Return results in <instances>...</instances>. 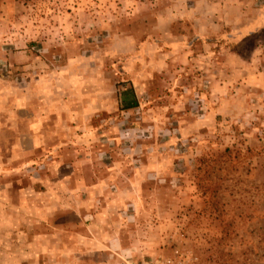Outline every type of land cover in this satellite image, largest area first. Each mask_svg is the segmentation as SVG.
Listing matches in <instances>:
<instances>
[{"label": "rangeland", "instance_id": "obj_1", "mask_svg": "<svg viewBox=\"0 0 264 264\" xmlns=\"http://www.w3.org/2000/svg\"><path fill=\"white\" fill-rule=\"evenodd\" d=\"M263 7L0 0V106L9 111L0 129V264H264V85L236 71V58L252 63L264 50V29L238 33ZM93 80L103 109L91 126L100 134L73 137L58 154L32 151L33 115L46 103L77 108ZM129 88L137 107L122 109ZM96 177L107 183L91 200L71 197ZM55 178L65 182L44 201L43 183ZM44 205L49 220L36 217L33 228L27 209ZM98 210L114 259L80 245L103 232L91 234L92 219L77 213Z\"/></svg>", "mask_w": 264, "mask_h": 264}, {"label": "crops", "instance_id": "obj_2", "mask_svg": "<svg viewBox=\"0 0 264 264\" xmlns=\"http://www.w3.org/2000/svg\"><path fill=\"white\" fill-rule=\"evenodd\" d=\"M264 7L260 9L258 16L256 18L251 19L245 28H242V32H238L240 34L241 39L246 37H251L256 34H258L260 31L264 29ZM244 22V21H243ZM239 55V54H238ZM254 60L252 63L250 62H242L241 60L236 58V68H238L236 71L238 73L242 70H247V74L243 73V79L247 81H254L255 83L258 82V84H261V86L264 85V50L263 48H256L254 52ZM243 64H242V63ZM231 68V63L225 59L222 63H220L219 69L221 70V77L219 79V82L226 86L229 81L228 74V68ZM163 69V68H161ZM223 74V76H222ZM247 75V77H246ZM245 76V77H244ZM99 82L98 81H92L89 84V87L92 89V93L90 96L87 97V99H82L80 101V105L76 108L71 103H65L63 106L65 108H61L59 105L54 104H44L42 109L38 110V115H33V119L29 120L28 125V135L32 139V151H37L42 148L46 151L50 146V153L52 154H58L60 149H64L65 147H70L69 144L75 145L76 143L73 142L72 138L76 137L79 138L80 141H82L84 138L89 137L90 135L94 134H100L99 128L92 127V121L95 120L96 117L99 116V113L103 109V105L100 101V98L97 94H95L93 91L97 90ZM4 106H0V129H4V125L6 128H8V124L5 123L8 116H4L9 111L1 112ZM11 120L13 123H18L19 118H17L15 115L19 114L20 109V103L19 100L16 104L13 103L11 105ZM35 113V112H34ZM7 115V114H6ZM4 116V117H3ZM38 120V121H37ZM12 131L14 130V127L12 125ZM18 132V131H16ZM98 136V135H97ZM62 138H65V141L62 140ZM64 164L66 167L74 168V163H67V162H60V164ZM59 165V164H58ZM74 165V166H73ZM94 167L93 162H91V167ZM68 180V177H67ZM51 182L45 181L43 183L44 186V192L42 193V197H44V201L50 202L52 199L51 197H56L59 193H53L52 186H60L64 184V180L62 178H55L53 180H50ZM107 183L106 180H102L100 177H96L94 182H91L92 187H87L89 184L85 181H81L80 184L83 186L82 191H84L82 194L77 195V193H72L71 197L76 200H91L92 198L91 191H98L103 188V186ZM71 184L70 182L68 183ZM79 184V185H80ZM80 188V187H79ZM78 189V186H77ZM52 192H51V191ZM98 199V198H97ZM48 206V204H47ZM53 210L47 209L46 205H44L43 209L35 210L33 209H27V215H28V224L31 225L33 228L36 227V217H42L44 221L48 222L49 217L51 215L50 212ZM38 214L36 215V213ZM60 216H64L68 212L60 211ZM65 213V214H64ZM103 210H98L95 214L91 213H81L78 212L77 215L81 218H91L92 221L90 225L87 226L88 231L92 234L93 232H96L99 229H102L101 232H103L102 235L94 236L92 234V239L88 236L83 237L81 240V246L83 249H91L90 251L93 252V255H97L100 259L106 258L108 259H114V256L109 253L111 249L115 245L114 236L110 231L105 230V225H99L101 216L103 215ZM99 221V222H98ZM13 225V224H12ZM11 225V226H12ZM107 226V225H106ZM106 232V233H105ZM105 233V235H104ZM95 241V242H93ZM79 246L72 245V248H69L71 250H76ZM68 248V247H67ZM110 263V261H108Z\"/></svg>", "mask_w": 264, "mask_h": 264}, {"label": "trees", "instance_id": "obj_3", "mask_svg": "<svg viewBox=\"0 0 264 264\" xmlns=\"http://www.w3.org/2000/svg\"><path fill=\"white\" fill-rule=\"evenodd\" d=\"M122 109H132L137 107V101L131 88L124 90L123 98L120 100Z\"/></svg>", "mask_w": 264, "mask_h": 264}]
</instances>
